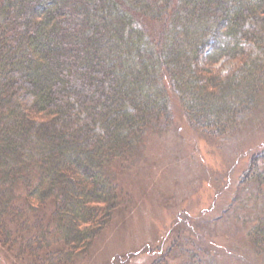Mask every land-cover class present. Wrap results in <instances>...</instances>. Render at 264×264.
<instances>
[{"label":"trees","instance_id":"16d2710c","mask_svg":"<svg viewBox=\"0 0 264 264\" xmlns=\"http://www.w3.org/2000/svg\"><path fill=\"white\" fill-rule=\"evenodd\" d=\"M263 87L264 0H0V241L83 255L173 98L226 135ZM245 173L264 187V149ZM249 237L264 260L263 217Z\"/></svg>","mask_w":264,"mask_h":264},{"label":"rangeland","instance_id":"374dc122","mask_svg":"<svg viewBox=\"0 0 264 264\" xmlns=\"http://www.w3.org/2000/svg\"><path fill=\"white\" fill-rule=\"evenodd\" d=\"M171 104L168 126L146 136L127 170L117 168L120 202L90 249L70 259L53 251V264H264L249 237L264 218V187L245 183L264 149V89L253 113L226 135L196 130L178 100ZM45 259L0 241V264Z\"/></svg>","mask_w":264,"mask_h":264}]
</instances>
